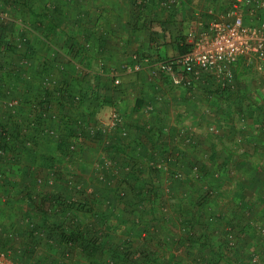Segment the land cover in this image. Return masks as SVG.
<instances>
[{"label":"crops","instance_id":"obj_1","mask_svg":"<svg viewBox=\"0 0 264 264\" xmlns=\"http://www.w3.org/2000/svg\"><path fill=\"white\" fill-rule=\"evenodd\" d=\"M49 1L54 3L55 12L46 19L31 20L38 33L28 35L37 53V73L43 79L53 74L59 86L70 92L88 88L89 92L101 93L100 99L79 101V107L59 105L60 112L75 117L85 111L89 113L86 120L94 123L99 115L115 107L123 115L128 132L126 138H114L120 140L122 150L116 155L122 165L133 163L128 155L132 156L137 143L144 147L145 155L157 152L155 155L163 157L165 153L161 149L177 154L181 160L176 165L184 177L195 164L204 175L205 185L214 184V203L204 212V221L201 219L214 225L213 235L218 237L221 226H216V219L222 221L223 217L224 223L243 224L250 231L248 220L253 217L249 213L261 217L263 212L255 209L264 202V100L242 102L239 95L243 92L237 94L238 91L231 93L229 99L221 98L215 93L217 84L206 76L190 91L174 84L170 75H153L150 71L158 61L173 58L187 49V31L199 20L210 18L201 17L209 7L221 12L231 0H180L170 8L159 0H143L142 5L133 0ZM11 28L16 29L12 25ZM132 52L149 56L150 63L139 70L123 69L121 64L130 60ZM12 56L0 48L1 63H13ZM249 67L255 69L240 59L233 67L232 80H238ZM259 85L251 87V93L258 95V90L263 89ZM210 126L217 127L219 133L210 132ZM184 137L190 139L187 144L183 143ZM105 146L106 143L95 138L85 140L82 150L87 165L81 172L84 178L95 174L94 160L90 158L95 153L96 157L102 155ZM51 149L47 151L54 155ZM21 160L26 165L42 164L43 168L50 162L38 152L23 154ZM116 181L109 188H114ZM18 188L12 192L10 203L0 205V225L18 232V238L8 239L4 246L21 248V253H17L21 264H47L58 252L29 232L22 215L33 216L38 222L43 219L29 205L28 195L17 193ZM31 188L35 190L38 186ZM45 188L55 190L62 186L58 183ZM256 240L248 242L244 250L258 254V264H264V248ZM240 242L239 236L235 245Z\"/></svg>","mask_w":264,"mask_h":264},{"label":"trees","instance_id":"obj_2","mask_svg":"<svg viewBox=\"0 0 264 264\" xmlns=\"http://www.w3.org/2000/svg\"><path fill=\"white\" fill-rule=\"evenodd\" d=\"M38 2L41 3V8ZM0 10L7 12V19L0 21V48L10 52L13 55L10 58L15 63L7 62L8 66L3 69L5 64L0 62V98L3 96V85L9 82L13 89L11 95L20 100V105L14 112L0 105V197L8 194L6 202L0 201V205L10 203L16 186L19 187L17 193L28 195L27 200L31 202L29 205L43 219L38 222L30 216L33 222L30 233L58 252L47 264H71L73 260L75 264H255L251 261L252 254L244 250V247L252 239L262 240L263 235L253 226L249 231L243 224L234 226L229 221L224 223L225 218L221 216L222 221L216 219V226L221 227L218 237H215L214 225L208 224V221L203 222L202 219L204 212L214 203V184L210 182L208 186L205 185L204 175L195 164L184 177V173L176 165L181 160L180 156H175L169 173L166 174L148 165V160L155 157L154 153L157 152L145 155L144 147L137 143L132 156L128 155L133 162L126 164L130 166V170L114 178V181L117 180L114 188H109L114 183L110 185L98 179L94 172L89 179L84 178L81 172L87 165L86 154L82 150L85 140H108L106 149H113V156L118 159L116 152L122 149L120 140L115 139L119 136L115 132V137L103 138L97 134L96 137L89 138L84 125L86 122H78L77 117H89V113L84 111L74 117L71 113L64 112L61 113V119L65 133L56 140L42 132L41 127L46 123L42 120L40 111L44 109L43 104L55 96L54 91L65 93H62L61 98L64 103L60 102L62 107L76 104L79 107L80 102L85 99H100L101 93L89 92L88 88L70 92L65 87H60L55 77L52 78L53 81H48L52 87L43 86L42 78L35 68L38 64L37 53L28 35L38 33L33 28L32 21H36L38 17L46 19L51 16L56 10L54 3L49 0H0ZM11 25L16 27L15 31ZM19 41H22L25 51L17 47ZM26 53L32 59L30 79L23 76L22 70L25 68L18 64V59ZM232 83L233 88L216 87L215 93L221 98L230 97L235 90L233 80ZM74 94H78V101H74ZM240 96V100L245 102L244 94ZM185 139L186 137L183 143ZM41 141L44 146L53 148L51 150L54 155L46 150L39 152V156L50 162H60L69 152V144H76L75 156H71V162L82 167L79 171L74 170L73 180L66 179L63 172H58L55 185L59 183L62 189L45 190L42 187L40 191L31 188L36 186L37 174L42 171L43 166L23 164L20 156L36 155L37 150L39 151L37 148L42 145ZM136 147L140 148L138 154ZM161 152L166 154L168 150L161 149ZM140 154L144 155L141 157ZM195 166L197 170H193ZM12 179H16L14 183L11 182ZM89 187L91 192L88 191ZM9 189L12 191L8 192ZM210 189L214 193H209ZM99 204L104 205L103 209ZM115 213L121 219L112 223ZM228 225L230 226L225 229ZM119 227L122 229L119 230ZM34 231H41L42 236ZM230 236L235 240L240 236L242 242L230 246ZM8 239L10 238L0 237L3 247L5 242L10 241Z\"/></svg>","mask_w":264,"mask_h":264},{"label":"built area","instance_id":"obj_3","mask_svg":"<svg viewBox=\"0 0 264 264\" xmlns=\"http://www.w3.org/2000/svg\"><path fill=\"white\" fill-rule=\"evenodd\" d=\"M179 1L166 0L163 2V6L170 8ZM140 3H142V0H136L137 5ZM205 12L210 18L199 20L185 35L187 49L173 58L158 61V64L150 70L153 75L159 73L170 75L174 84L182 85L190 89V91L195 88L197 82L206 76L210 77L218 88L226 89L234 87L232 83L233 67L240 59L244 60L245 65H253L257 70L264 68V0H231L224 11L218 12L209 7ZM6 19L7 12L0 10V21ZM22 46V41L17 42V47L25 51ZM145 63H150L149 56L132 52L130 60L122 63L121 67L125 70H139ZM18 64L20 67L25 68L22 70L23 76L30 79L29 69L32 66V59L28 57L27 53L18 59ZM6 66L8 65H5L3 69ZM51 77H54L53 74L48 78H42L41 81L45 88L52 87V85H49L50 82H48L49 80L53 81ZM2 88L3 96L0 98V105L14 112L20 105L19 98L11 95L13 89L9 82H6ZM54 93L55 96H52V100L45 102L43 104L44 109L40 111L42 120L46 123L41 128L45 135L59 140L65 131L61 112L57 107L60 102L64 103V99L61 98L62 93H65L58 91H54ZM5 95L8 96L5 97ZM73 97L74 101L79 100L78 94H74ZM60 99L61 101H59ZM77 117L78 122H86L84 125L89 138L96 137L97 134L110 137L115 132L119 134L120 138L127 137L128 132L124 126L123 115L115 107H112L107 113L99 115L94 123L88 122L86 120L87 117ZM209 130L213 134L219 133V129L215 126H210ZM80 137L84 138L82 135ZM189 140V138H186L184 144H187ZM104 143H108V140L105 139ZM27 145H29V142ZM75 149L76 144L70 143L69 152L63 156L60 162L52 161L41 172H38L36 177L38 189L41 190L42 187L53 186L59 171L63 172L64 176H67L66 179L73 180L75 165L74 162H71V156H75ZM135 151L138 154L140 148L136 147ZM175 156L178 155L168 150L163 157L157 155L151 157L148 160V165L168 174ZM93 166L98 179L106 181L110 185L113 184L114 178H118L120 173L130 170L129 165H122L117 158L107 154V152L102 154L100 160L93 162ZM196 168L197 166L193 170ZM15 180L12 179L11 182L14 183ZM91 190V187H89L88 191L91 192ZM209 193H214V191L210 189ZM7 195L6 193L0 197L1 203L6 202ZM22 218L28 226L29 232H31L33 222L30 215H22ZM248 223L263 235L262 240L264 242V225L252 218L249 219ZM34 232L42 236L41 231ZM0 237L17 239L18 232L13 229H3L0 225ZM235 241V238L232 237L228 244L234 246ZM19 252L21 253V248L3 247L0 243V264H21L17 256ZM251 261L255 264L259 263L258 254H252Z\"/></svg>","mask_w":264,"mask_h":264},{"label":"rangeland","instance_id":"obj_4","mask_svg":"<svg viewBox=\"0 0 264 264\" xmlns=\"http://www.w3.org/2000/svg\"><path fill=\"white\" fill-rule=\"evenodd\" d=\"M159 1H162V5H163V0H159ZM207 15H205V14H203V15H201V17H206ZM54 76V75H53ZM52 78V77H51ZM233 82H234V84H235V90L234 91H238V93L237 94H239L240 92H243V94H244V92H246V94H244V97H245V99H246V103H248V101H260V99H263L264 100V93H262L261 94V91L264 89V84H262V83H264V68L262 69V70H256V69H253L252 67H249V68H245V70L241 73V76H240V78L238 79V80H236V81H234L233 80ZM255 84H260L261 85V87H263V89H259L258 90V92H257V94L258 95H255L254 93H251V87H253V86H255ZM259 85V86H260ZM240 87H243V89H241ZM237 88V89H236ZM211 92L212 91H210V93L209 94H211ZM240 96V95H239ZM243 96V95H242ZM230 97H231V95H230ZM230 97H228V99L230 98ZM232 100H235V99H232ZM242 102H244V100H242ZM41 146L39 147V148H37V149H39V151L37 150V152L39 153L41 150H49L50 148H51V146L49 147V146H44V144H43V142L41 141ZM44 146V147H43ZM103 149H102V154H104L105 152H107V154H111V155H113V153H114V150L113 149H111V148H107V149H105L104 147H102ZM100 153V152H99ZM101 155V154H100ZM100 155H98L97 157H96V153H95V155L94 156H92L93 158H90L91 160H94V162H96L95 160H100ZM102 156V155H101ZM80 167L81 166H79V165H77V167H76V170H79L80 169ZM95 171V170H94ZM116 185V184H115ZM114 186V185H113ZM125 187V186H124ZM125 189V188H124ZM99 207L101 208V209H103V207H104V205H100L99 204ZM258 209H255V211L256 210H259V211H263V212H260V215H261V217L262 216H264V202H262V203H260L259 205H257L256 206ZM114 209V208H113ZM257 212V211H256ZM113 213V212H112ZM117 214L119 213V212H116ZM113 214V222L112 223H116V222H118L119 221V219H121L119 216H117V214ZM121 214V213H120ZM249 215L250 216H252L253 218H256L257 220V222L258 223H260V224H264V220L263 221H261L262 220V218L261 217H258L257 215H254L253 213H249ZM257 216V217H256ZM252 218V219H253ZM264 218V217H263ZM255 220V219H254ZM120 229H122L121 227H119V230ZM118 230V231H119ZM260 243L262 244V246L264 247V242H263V240H260Z\"/></svg>","mask_w":264,"mask_h":264}]
</instances>
